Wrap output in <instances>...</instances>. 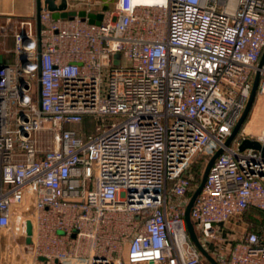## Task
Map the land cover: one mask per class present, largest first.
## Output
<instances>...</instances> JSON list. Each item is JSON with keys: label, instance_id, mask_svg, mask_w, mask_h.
Instances as JSON below:
<instances>
[{"label": "built area", "instance_id": "2783aa9c", "mask_svg": "<svg viewBox=\"0 0 264 264\" xmlns=\"http://www.w3.org/2000/svg\"><path fill=\"white\" fill-rule=\"evenodd\" d=\"M67 4L102 20L55 18L43 0L39 41L36 12L0 11V46L13 40L0 50V232L31 219L35 259L199 264L188 169L223 147L191 218L220 264H264V220L246 219L264 214V154L240 149L264 147V97L225 144L258 70L264 96V0Z\"/></svg>", "mask_w": 264, "mask_h": 264}, {"label": "water", "instance_id": "95a60500", "mask_svg": "<svg viewBox=\"0 0 264 264\" xmlns=\"http://www.w3.org/2000/svg\"><path fill=\"white\" fill-rule=\"evenodd\" d=\"M44 3L46 4L47 8L52 11L53 17L55 18H67V17H73L75 15H78L80 17H88L89 21L92 23H100L103 17V14L100 12L87 11L86 9H79V10L68 9L67 0H62L59 4L56 2V0H44ZM42 8H43V0H36V18H37V30H38V40L39 41H40L39 32L41 28L39 15H40ZM39 52H40V47H39ZM0 61H2V57H0ZM116 62H118V59L116 60ZM263 64H264V52L262 54L259 67H262ZM259 81H260V71L258 70L254 78L252 90H251L249 99L247 101V104L244 108V111L241 117L236 123L232 133L225 141L226 145H229L233 141V139L235 138V136L238 134L239 130L241 129L243 123L246 121L251 111V108L255 102L256 96H257ZM248 146H256L258 148H261L264 154V147H261L259 143L253 142L249 138L243 141V143L240 146V149L243 150ZM222 152H223V147H220L209 158L207 165L204 169V172L202 174L201 180L196 186V188L194 189V191L192 192L188 200V203L186 205V209H185V219H186L190 238L195 243V245L198 247V249L201 251V253L211 262V264H220V263L201 242L198 232L195 228L194 222L191 218V208L197 196L200 194V192L202 191L204 187V184L206 182V179H207V176H208V173H209V170L212 164ZM15 223H16L17 234L19 235V232L21 231L22 235L24 236V242L26 244H31L33 242V233H34V225H33L32 220L31 219L22 220L20 217H17ZM41 259H46V258L42 256Z\"/></svg>", "mask_w": 264, "mask_h": 264}, {"label": "crops", "instance_id": "0c3cea01", "mask_svg": "<svg viewBox=\"0 0 264 264\" xmlns=\"http://www.w3.org/2000/svg\"><path fill=\"white\" fill-rule=\"evenodd\" d=\"M0 11H13L19 15L29 16L36 12V0H0ZM5 58L10 59V54L5 53ZM15 222L14 220L10 227L0 232V264H78L76 261L62 262L33 258L28 252V244L24 242V236L21 233L17 234Z\"/></svg>", "mask_w": 264, "mask_h": 264}, {"label": "rangeland", "instance_id": "374dc122", "mask_svg": "<svg viewBox=\"0 0 264 264\" xmlns=\"http://www.w3.org/2000/svg\"><path fill=\"white\" fill-rule=\"evenodd\" d=\"M93 1L95 2L94 6H96L99 9H108V8L109 9H112V8L115 7V5L117 3V0H93ZM5 42L6 43H4V47L3 46H0V50H2V51H6L7 49H11L13 47V40H12L11 37H10L9 40H6ZM10 57H12V56L10 55ZM259 96H260V99L264 97L263 95L261 96L259 94H258V96H256V99H255V102H254V104H253V106L251 108V111H250V113H249L246 121L244 122V124H246V125L247 124L249 125L250 122H251V120L253 119V116H254L255 110H256L255 108L256 107L257 108H260L261 105H263L261 103V100L258 101ZM88 130H91V126L88 128ZM247 130L249 131L250 129H247ZM201 153H206L207 156L201 160V163H200L201 170H200V175H199V178L197 180L196 186L198 185V183L201 180L202 174L204 172V169H205V167L207 165V162H208L209 158L212 156L209 151H205V152H201ZM28 204H31V202L30 203L27 202L26 203V207H28ZM14 220L16 221V218H14ZM213 246H214V243L211 245V247H213ZM201 262L202 263H205V264H210L209 260L205 256L203 257V259H202Z\"/></svg>", "mask_w": 264, "mask_h": 264}, {"label": "trees", "instance_id": "16d2710c", "mask_svg": "<svg viewBox=\"0 0 264 264\" xmlns=\"http://www.w3.org/2000/svg\"><path fill=\"white\" fill-rule=\"evenodd\" d=\"M94 10H99L96 6H94ZM207 156L206 153H199L196 155L194 161L189 167V171H191L194 174V180L192 181V186H195L197 183V180L200 175L201 170V160ZM246 219L252 223L254 227H262L263 220H264V214L256 209H250L246 214ZM211 253V251H210ZM204 257V256H203ZM210 262V261H209ZM211 264V263H210Z\"/></svg>", "mask_w": 264, "mask_h": 264}, {"label": "bare ground", "instance_id": "6f19581e", "mask_svg": "<svg viewBox=\"0 0 264 264\" xmlns=\"http://www.w3.org/2000/svg\"><path fill=\"white\" fill-rule=\"evenodd\" d=\"M130 3H139V2H144V3H157L161 2L162 0H129Z\"/></svg>", "mask_w": 264, "mask_h": 264}]
</instances>
